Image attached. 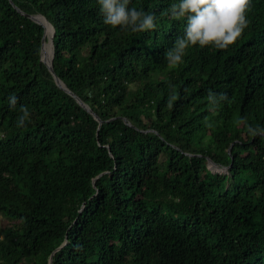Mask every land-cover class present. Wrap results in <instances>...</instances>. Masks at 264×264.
Returning <instances> with one entry per match:
<instances>
[{"label": "trees", "instance_id": "obj_1", "mask_svg": "<svg viewBox=\"0 0 264 264\" xmlns=\"http://www.w3.org/2000/svg\"><path fill=\"white\" fill-rule=\"evenodd\" d=\"M172 2L132 0L156 28L124 34L97 0H0V264H264V137L235 124L264 128V0L235 45L169 69Z\"/></svg>", "mask_w": 264, "mask_h": 264}, {"label": "clouds", "instance_id": "obj_2", "mask_svg": "<svg viewBox=\"0 0 264 264\" xmlns=\"http://www.w3.org/2000/svg\"><path fill=\"white\" fill-rule=\"evenodd\" d=\"M99 14L103 23L124 34H136L156 28L155 14H149L132 5V0H97ZM251 0H174L161 13L174 21H184L183 34L177 36L171 49L165 53L167 67L173 69L182 62L188 49L192 47L227 50L237 43L248 27L247 13ZM178 99L174 87L170 88L167 107L171 108ZM206 100L208 110L215 113L222 102L232 103L227 94L209 91ZM13 108L17 104L15 95L9 97ZM17 117V127H24L29 117L28 108L21 106ZM235 124L245 125L247 134L252 137H264V128L253 127L246 118L238 117ZM205 126L215 125L205 120Z\"/></svg>", "mask_w": 264, "mask_h": 264}, {"label": "water", "instance_id": "obj_3", "mask_svg": "<svg viewBox=\"0 0 264 264\" xmlns=\"http://www.w3.org/2000/svg\"><path fill=\"white\" fill-rule=\"evenodd\" d=\"M10 3L12 4V2L10 1ZM13 5V4H12ZM13 7L18 11L19 9L13 5ZM30 19H32L33 21H35L36 23H38L40 26L43 27V37H42V41H41V61L45 64V66L47 67V69L50 71V73L52 74V76L54 77V80H55V83L56 85L63 89L66 93H68L69 95H71L76 101L77 103L83 107L89 114H91L99 123H101V121L96 117V115L89 109L87 108L83 102L78 98L76 97L73 93H71L69 90L65 89L61 82L59 81V79L57 78V76L55 75L54 71H53V68H52V51L50 50V57L46 58L44 55H45V51H44V45H45V41H46V29H45V24L39 20V18H41L42 20H44L46 23L47 20L43 17V16H40V15H37V16H30V15H27ZM49 24V23H48ZM49 26L51 27V35L49 37V42H50V46L52 47V38H53V34H54V30L52 28V26L49 24ZM207 164L210 165L208 166L207 165V168L211 171V172H214V173H218L221 168H218L217 166H215L210 160L207 161ZM217 169V170H216ZM224 169V168H223ZM221 173H227L226 169L221 172ZM49 264H51V258L49 260Z\"/></svg>", "mask_w": 264, "mask_h": 264}, {"label": "rangeland", "instance_id": "obj_4", "mask_svg": "<svg viewBox=\"0 0 264 264\" xmlns=\"http://www.w3.org/2000/svg\"><path fill=\"white\" fill-rule=\"evenodd\" d=\"M208 165V164H207ZM210 166V165H208ZM225 169H220L219 172H223ZM0 223L4 226V227H9V223L5 220H3L1 217H0Z\"/></svg>", "mask_w": 264, "mask_h": 264}, {"label": "bare ground", "instance_id": "obj_5", "mask_svg": "<svg viewBox=\"0 0 264 264\" xmlns=\"http://www.w3.org/2000/svg\"><path fill=\"white\" fill-rule=\"evenodd\" d=\"M50 43V42H49ZM51 47V46H50ZM217 170V169H216ZM219 171V170H218Z\"/></svg>", "mask_w": 264, "mask_h": 264}]
</instances>
